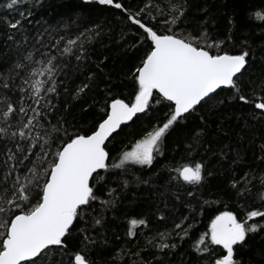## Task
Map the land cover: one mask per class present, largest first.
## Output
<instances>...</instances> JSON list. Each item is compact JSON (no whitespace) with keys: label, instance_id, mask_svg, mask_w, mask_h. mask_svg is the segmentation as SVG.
<instances>
[{"label":"snow or ice","instance_id":"6c2138e0","mask_svg":"<svg viewBox=\"0 0 264 264\" xmlns=\"http://www.w3.org/2000/svg\"><path fill=\"white\" fill-rule=\"evenodd\" d=\"M23 2L8 0L6 7L18 9ZM33 3L43 7L41 0ZM89 3L119 10L139 30L138 45L144 48V55L129 70L132 91L125 99L106 84L103 100L94 102L97 111L90 128L70 133L67 121L51 123L50 117L59 111L53 97L60 96L61 88L73 99L85 102L89 93L98 95L99 85L96 73L88 66L90 56L86 44L100 35L102 26L93 23L83 31L77 29L73 36L68 24L58 25L51 31L38 32L30 48L23 32L22 41L8 37L15 48L6 61L0 62V142L3 143L0 149L3 156L0 160V264H94L84 249L95 245L96 240L89 235L88 228L78 230L75 236L73 229L82 220L89 223L85 217L96 212L95 201L99 200L100 212L91 218L92 230L103 226V213L114 207L119 191L128 189L133 182L150 184L151 178H146L144 173L151 171L157 156L163 155L164 145L173 131L190 141V152L206 148L202 134L208 131L207 116H199L201 123L197 129L185 130L184 122L199 106L215 100L208 116L215 115L213 109L231 110L233 105L239 106V120L243 123L237 135L241 139L245 131L251 130L249 121L264 124V78L259 82H243L254 54L246 47L236 54L222 50L204 27L207 19L198 33L186 34L182 28L186 0H166L163 6L160 0H147L134 11L122 0H84V4ZM18 11L20 18L8 21L13 31L22 29L25 21L31 23L34 14L31 7ZM202 11L206 13L207 9ZM255 15L264 21V13L257 11ZM149 19L156 20L160 27L148 23ZM45 35L47 43L42 39ZM96 67L100 69L99 64ZM69 69L84 76L74 89L65 86ZM61 75L63 80L58 79ZM217 90H227V95L216 100ZM164 109L163 121L150 124L139 138L112 157L108 144L122 131V126L135 123L143 114ZM258 138L260 154L256 159L264 164V135ZM225 155L222 149L221 157ZM236 157L239 158L238 151ZM136 171L141 175H132ZM256 172L257 169H252L239 180L231 181L237 198L251 199L253 210L246 213V220H239L232 211L215 215L193 245L197 264H245V250L252 252L256 237L264 233V211L255 207L257 200L264 206V170H260L259 177ZM205 173L212 176L207 164L189 161L170 170L169 182L176 180L201 186ZM257 179L258 190L253 196ZM113 181L117 187H109ZM104 188L108 199L96 195ZM187 195L195 198L191 191ZM190 219L194 220V210L191 217H183L176 223L172 232L158 233L159 242L154 238L149 243L161 251L177 248L176 243L166 241L189 237L192 225L186 221ZM147 224L143 218L129 220L128 236L135 234L136 227ZM81 234V247L74 253L69 252L68 241L79 239ZM261 242L264 243V236ZM259 254L264 257V249ZM248 264L260 262L250 259Z\"/></svg>","mask_w":264,"mask_h":264},{"label":"trees","instance_id":"16d2710c","mask_svg":"<svg viewBox=\"0 0 264 264\" xmlns=\"http://www.w3.org/2000/svg\"><path fill=\"white\" fill-rule=\"evenodd\" d=\"M8 0H0V62L6 61L10 54L14 53V44L8 40L11 35L17 41H22L24 33L28 38V47L35 42L34 37L38 32L51 29L58 25L68 24L74 36L77 29L83 31L85 27H91L93 23L102 26V32L88 41L86 48L89 52L90 60L88 66L96 73V81L99 85L96 93H89L85 101L73 99L71 94L64 93L60 89V96L53 97V103L57 105L59 111L50 117L51 123L58 120L67 121L68 131L71 133L80 129H88L92 124V119L97 109L94 107L96 100H103L105 93L102 91L106 84L113 86V92H119L125 99L129 98L133 85L130 82L129 70L133 69L140 58L144 55V48L138 45L139 30L131 25L124 15L110 6H101L96 3L84 4V0H41L43 7L34 4L33 0H24L18 6L19 10L27 7L33 9L31 23L25 21L22 29L13 31L8 27L9 20L19 19L17 8L8 9ZM127 6L131 5L134 11L147 0H122ZM166 0H160L161 6ZM187 12L182 25L185 33L199 32L202 23L207 19V28L212 39L220 44L222 50H229L231 54H236L244 47L249 49L254 55L250 57L251 67L245 73L243 82H259L264 78V21L259 20L255 13H264V0H186ZM202 9H207L203 12ZM76 20L77 23H68ZM150 24H155L157 28L160 24L156 20H147ZM61 35L64 31L60 32ZM231 37V39H229ZM48 42V36L42 37ZM222 42V43H221ZM39 47V45H37ZM216 49H213L215 52ZM73 65L76 61L73 59ZM100 65L97 69L96 65ZM102 69V71H101ZM58 79L63 80L61 75ZM84 79L75 69L68 70V79L65 86L74 89ZM247 93V88L245 89ZM216 100L227 95V90L217 91ZM249 98L253 99L249 93ZM215 100L206 106H199L197 112L189 117L186 124V131L197 129L201 123L200 115L207 116L209 120L207 134H202L207 147H199L198 152L188 150L189 140L183 135L173 131L164 145V153L157 156L151 171L144 173L146 178H151L150 184H137L133 182L129 188L117 193V201L114 207L104 211V224L98 226L97 230L91 229V218L100 212L99 200L93 203L96 212H91L85 220H82L73 229L75 236L78 230L88 228L89 235L96 240L95 245H89L84 249V254L94 261V264H197V257L193 251L196 240L206 230L211 219L222 211H232L239 220H246V213L253 210L251 199H238L236 190L231 187L233 179L239 180L245 172L257 169L256 175L259 177L260 170H264L256 157L260 154L258 137L264 135V124L249 121L250 131L243 133V139L237 134L240 132L239 106L233 105L232 109L221 107L213 109L215 115L208 116L209 108L213 106ZM156 108V106H153ZM247 110V106H244ZM164 111L143 114L140 120L131 122L122 127V131L116 135L115 139L108 144L112 157L125 149L135 139L139 138L143 131L156 120L163 121ZM152 116V119H148ZM35 134V132L33 133ZM256 139L253 141V138ZM225 145L228 147L225 148ZM3 143L0 142V149ZM226 153L221 157V150ZM38 150V149H37ZM239 152V158L236 152ZM3 160V156H0ZM191 161L192 163L203 161L212 172L201 186L186 185L182 181L172 180L169 182L170 170L177 165ZM235 161V162H234ZM109 164L113 161L110 159ZM119 171V170H115ZM102 175L106 173L102 172ZM132 175L139 176V171ZM171 175H175L171 172ZM129 179L132 178L130 175ZM259 180L253 185V196L258 190ZM109 187H117L113 181ZM191 191L195 198L189 197L187 193ZM107 188L98 191L96 195L100 199H108ZM179 197V198H177ZM255 207L264 211V206L255 201ZM194 210V220L186 221L192 225L190 236L183 240L173 237L170 241L178 245L171 251L159 250L149 241L159 242L158 233H170L174 225L179 223L183 217H191ZM163 215L164 219L159 217ZM146 219L147 226L140 225L134 229V235L128 236L129 220ZM259 221V218H255ZM261 236H257L254 242L253 251L247 252L243 259L245 264L251 259L264 264V257L259 254L260 249H264ZM81 234L79 239L69 240V252L74 253L81 247ZM217 250H221L216 246ZM138 253V255H135ZM239 258V257H238Z\"/></svg>","mask_w":264,"mask_h":264},{"label":"water","instance_id":"95a60500","mask_svg":"<svg viewBox=\"0 0 264 264\" xmlns=\"http://www.w3.org/2000/svg\"><path fill=\"white\" fill-rule=\"evenodd\" d=\"M217 91H219V90H217ZM131 122H129L128 124H130ZM122 127H124V126H122Z\"/></svg>","mask_w":264,"mask_h":264}]
</instances>
